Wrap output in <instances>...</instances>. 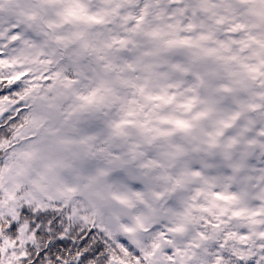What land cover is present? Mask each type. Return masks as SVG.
<instances>
[{
	"label": "snow or ice",
	"instance_id": "snow-or-ice-1",
	"mask_svg": "<svg viewBox=\"0 0 264 264\" xmlns=\"http://www.w3.org/2000/svg\"><path fill=\"white\" fill-rule=\"evenodd\" d=\"M0 264H264V0H0Z\"/></svg>",
	"mask_w": 264,
	"mask_h": 264
}]
</instances>
